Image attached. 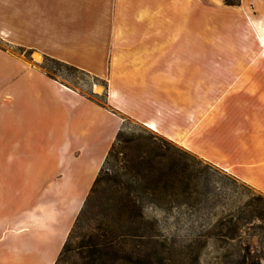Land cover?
I'll return each mask as SVG.
<instances>
[{
    "label": "crops",
    "instance_id": "obj_1",
    "mask_svg": "<svg viewBox=\"0 0 264 264\" xmlns=\"http://www.w3.org/2000/svg\"><path fill=\"white\" fill-rule=\"evenodd\" d=\"M0 40L106 83L0 47V264L56 263L127 119L264 192V0H0Z\"/></svg>",
    "mask_w": 264,
    "mask_h": 264
},
{
    "label": "rangeland",
    "instance_id": "obj_2",
    "mask_svg": "<svg viewBox=\"0 0 264 264\" xmlns=\"http://www.w3.org/2000/svg\"><path fill=\"white\" fill-rule=\"evenodd\" d=\"M240 4V3H239ZM238 4V5H239ZM257 29L258 46L263 41L262 28ZM215 44L210 42L211 46ZM227 44V43H226ZM0 47L23 54L27 62L32 63L38 55L30 50L10 47L0 40ZM36 63L45 73L72 86L92 99L105 100L103 90L106 83L103 79L89 75L71 65L47 56H39ZM46 73V74H47ZM48 75V74H47ZM97 89L99 93H95ZM120 141L104 167L109 177L125 181L123 175L122 146L141 143L147 145L156 141L163 145L176 159L183 160L192 170L195 189L178 190L170 197H178V203L154 205L145 198V217L155 220L158 231L176 245L197 240L199 258L195 264H264V192L240 180L229 172L215 166L199 155L179 144L159 135L148 127L127 119L124 121ZM129 177V176H128ZM104 184V185H103ZM99 200L103 203L111 197V189L103 183ZM140 197H164L165 194L152 196L139 188ZM168 197V195H166ZM101 203V204H102ZM100 208V207H99ZM232 220V222H231ZM240 227L233 236V224ZM87 225L75 231L71 241V251L61 264H75L77 247ZM245 262H240V257Z\"/></svg>",
    "mask_w": 264,
    "mask_h": 264
},
{
    "label": "trees",
    "instance_id": "obj_3",
    "mask_svg": "<svg viewBox=\"0 0 264 264\" xmlns=\"http://www.w3.org/2000/svg\"><path fill=\"white\" fill-rule=\"evenodd\" d=\"M225 2L238 5L240 0ZM99 103L105 104L106 100ZM121 131L117 133L55 264H61L71 251L70 241L75 231L82 229L84 224L87 225V232L83 233L77 247L75 264H195L200 250L195 246L197 240L176 245V241H169L158 231L156 221L146 218L144 213L145 198L154 205L178 203V197H170L172 194L181 189H195L192 170L156 141L147 145L125 143L121 154L123 175L127 179L108 177L104 167L120 141ZM103 183H107L112 195L102 203L98 196ZM139 188L152 196L158 193L165 195L140 197ZM239 227V223L235 222L231 235L234 236ZM240 262H245L244 256L240 257Z\"/></svg>",
    "mask_w": 264,
    "mask_h": 264
}]
</instances>
